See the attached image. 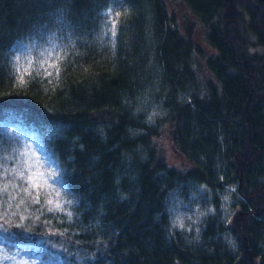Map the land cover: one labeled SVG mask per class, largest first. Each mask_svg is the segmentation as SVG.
<instances>
[{
	"label": "trees",
	"instance_id": "trees-1",
	"mask_svg": "<svg viewBox=\"0 0 264 264\" xmlns=\"http://www.w3.org/2000/svg\"><path fill=\"white\" fill-rule=\"evenodd\" d=\"M149 1L168 86L169 112L156 124L133 113L129 98L139 66L120 31L99 39L111 0H0V122L8 108L25 111L28 124L62 127L41 142L72 199L66 211L49 205L42 189L39 203L35 188L23 191L28 184L12 171L24 170L21 136L0 125L6 252L36 253L46 264H264V0H185L204 25L201 45L184 35L165 0ZM36 32L72 37L73 44L69 39L58 57V74L34 70L18 87L10 49ZM188 86L189 98H180ZM133 128L142 132L131 135ZM218 134L226 137L230 179L243 202L227 223L220 211L205 217V245L192 244L172 227L166 196L188 178L218 184L213 167L200 159L210 160L204 148L217 144ZM138 146L142 151H132ZM174 151L192 165L174 163Z\"/></svg>",
	"mask_w": 264,
	"mask_h": 264
},
{
	"label": "rangeland",
	"instance_id": "rangeland-1",
	"mask_svg": "<svg viewBox=\"0 0 264 264\" xmlns=\"http://www.w3.org/2000/svg\"><path fill=\"white\" fill-rule=\"evenodd\" d=\"M165 1L169 8L176 13L178 22L181 24V31L184 33L179 11L186 8L189 13H192V10L187 3L175 9V4L172 5L170 1ZM102 15L99 39H108V36L114 38L112 30L113 22H115V36L120 31L123 47L132 53L134 60L137 62L136 66H139L135 74V87L131 91V98H129L133 113L150 124H156L159 118L169 112V107L164 101L168 86L160 59L159 45L161 37L158 34L153 6L149 0H133L131 3L124 0H111V4L102 11ZM204 32L205 28H201L199 32H194L191 40L196 41L199 45L203 44ZM69 39L73 44V38L70 37ZM68 40L54 38L49 33L39 35L36 32L16 41L10 49L15 85L18 87L25 85L29 73L32 74L34 70L37 72L43 70L46 74V72L51 73V71L59 69L57 59L62 50L70 43ZM17 56L20 57L19 61L15 59ZM21 76L24 77L25 82L23 83L20 80ZM191 92L192 89L189 86L181 88L179 97L189 98ZM3 113L5 118L0 122V125L4 131L14 132L21 136L22 154L28 153V156L35 154L34 158H39L43 162L40 171L54 170L58 173L55 178L50 179V183L61 193L60 202L63 204V210L68 211L72 199L65 195L67 185L60 178V165L46 152L41 142L43 134H57L62 127L59 124L51 123L46 124L43 128L28 124L25 111L22 110L7 108L4 109ZM140 132H142L140 128L130 129L131 135H138ZM192 136H195V132ZM198 136H201V134L198 133ZM217 138V144H214V146L203 147L207 149L206 152L209 154L210 160L203 155L200 159L201 161L205 159L213 167L218 184L210 185L188 178L174 185L166 196L167 211L172 227L182 231L187 241L192 244L200 245L204 242L202 231L205 217L220 211L227 223L233 212L239 207L238 205L243 202V198L237 189V180L235 178L233 181L230 179L233 174L227 151L226 137L218 134ZM132 151H142L141 146L135 147ZM174 153L177 159L172 160V162L177 163L185 160L187 164L192 165L182 153L174 151L172 155ZM22 158V161H24L28 157L22 155ZM35 170L34 168L33 171ZM254 172L257 175L260 172L256 166ZM40 183L43 185V180H40ZM41 189L45 192L47 199H56L55 192L51 188L43 186ZM65 201L70 203H65ZM260 221L263 223L264 232V214L260 217ZM223 237L230 245L234 244L232 233L226 232ZM262 243L264 244V240ZM1 248L0 256L6 255L12 258L5 260L4 264H21L22 261H26L27 264H46L40 262L39 255L36 253L30 254L25 250L6 252Z\"/></svg>",
	"mask_w": 264,
	"mask_h": 264
},
{
	"label": "snow or ice",
	"instance_id": "snow-or-ice-1",
	"mask_svg": "<svg viewBox=\"0 0 264 264\" xmlns=\"http://www.w3.org/2000/svg\"><path fill=\"white\" fill-rule=\"evenodd\" d=\"M115 22H113V30H112V35L115 36ZM16 61H19L20 57L17 56L15 57ZM59 73V69L57 68V74ZM29 75H31V73H29ZM38 75V73H37ZM46 75L51 76L52 73L50 72H46ZM15 81V77L13 78ZM21 82H25L24 81V77L21 76L20 77ZM22 155L28 157L27 159H25L24 161H22V165H23V169L27 171V175H25V171L24 170H20L17 171V169H13V172H16V174L18 175V177L21 180H24L27 184L28 187L24 188L23 191L25 193H29L30 194V189L35 188L37 190L36 193V197L34 199L35 203H39V190L41 189V187L43 186H47L48 188H51L52 191L55 192V197L56 199H48L47 203L49 205H55V209H63V204L60 202V196L61 193L55 189V186L52 185L50 183V179L55 178L58 173L54 170H49V171H40V168L43 166V162L39 160V158H34L35 154H33L32 156H28V153H23ZM31 161V162H30ZM36 169L35 171H33V169ZM7 170H4V175L6 176ZM40 180H43L44 184L42 185L40 183ZM7 191V186H5L4 188L0 189V192H4ZM50 195V193H49ZM21 203H23V201H21ZM65 203H70L69 201H65ZM17 207H19V205H17ZM54 210L53 208H49V211ZM12 259L11 257H8L6 255L0 256V264H4L5 260H10ZM21 264H27L26 261H22Z\"/></svg>",
	"mask_w": 264,
	"mask_h": 264
},
{
	"label": "water",
	"instance_id": "water-1",
	"mask_svg": "<svg viewBox=\"0 0 264 264\" xmlns=\"http://www.w3.org/2000/svg\"><path fill=\"white\" fill-rule=\"evenodd\" d=\"M180 16L182 18L181 22L182 28L184 30V35L187 38H191L194 32L202 27V22L198 17L193 16L187 12L181 13Z\"/></svg>",
	"mask_w": 264,
	"mask_h": 264
},
{
	"label": "flooded vegetation",
	"instance_id": "flooded-vegetation-1",
	"mask_svg": "<svg viewBox=\"0 0 264 264\" xmlns=\"http://www.w3.org/2000/svg\"><path fill=\"white\" fill-rule=\"evenodd\" d=\"M168 1H170V3H171L172 5H174V4L176 5V6H175V9L180 8L182 4L185 5V3H187L185 0H168ZM178 3H179V5L177 6ZM189 8H190V7H189ZM184 12L189 13V11H187L186 8H182V9L179 11V14L184 13ZM189 14L194 15V14H193V11H192V13H189ZM201 28L204 29V25H202ZM201 28H199L198 31H195V32H199ZM192 38H193V37H192ZM192 38H188V39H192Z\"/></svg>",
	"mask_w": 264,
	"mask_h": 264
}]
</instances>
